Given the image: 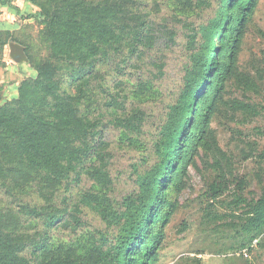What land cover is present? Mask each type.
Instances as JSON below:
<instances>
[{
  "label": "trees",
  "instance_id": "obj_1",
  "mask_svg": "<svg viewBox=\"0 0 264 264\" xmlns=\"http://www.w3.org/2000/svg\"><path fill=\"white\" fill-rule=\"evenodd\" d=\"M257 2H54L45 26L51 59L37 64L18 96L0 105V185L24 211V224L38 219L46 226L30 240L17 224L8 229L1 223L0 264H156L201 150L212 155L217 171L212 199L230 189L237 178L232 157L219 146L212 121L262 113L247 95L226 98L232 84L245 93L259 91L257 78L240 66ZM7 43L0 41V49ZM12 44L29 62L27 47ZM115 85L137 93L156 86L161 97L132 98L115 92ZM111 125L126 136L115 142L132 160L124 165L123 159L117 173L104 139ZM17 162L10 176L8 164ZM36 181L53 198L46 207L41 195L25 189L24 183ZM239 184L244 191L246 181ZM234 203L241 211L229 225L236 231L231 248L242 250L264 234V192L250 199L239 193ZM90 212L101 225L83 220ZM61 225L69 236L56 245L53 227ZM87 228L97 234H90L97 240L91 249L76 239Z\"/></svg>",
  "mask_w": 264,
  "mask_h": 264
},
{
  "label": "rangeland",
  "instance_id": "obj_2",
  "mask_svg": "<svg viewBox=\"0 0 264 264\" xmlns=\"http://www.w3.org/2000/svg\"><path fill=\"white\" fill-rule=\"evenodd\" d=\"M1 1L6 4L0 3V41H8V43L0 49V105L18 96L19 84L32 75L36 76L37 64L51 59L50 40L45 31L48 20L46 12L53 7L55 1L61 0ZM155 9L152 7L151 10L155 11ZM11 41H18L27 47L30 61L20 64L23 70L19 71L17 78L7 80L11 67L18 65L10 55ZM8 65L11 67L9 68ZM240 66L242 70L252 73L257 78L260 84L259 91L245 93L232 84L228 87L226 98L234 96L243 99L244 96L247 100V95V98L251 99L249 101L262 106L261 115L246 118L239 114L235 121L224 115H216L212 121L219 146L232 157L233 171L237 178L231 180L233 183L230 182V189L224 195L218 200L212 199L210 184L217 175V171L212 167L214 160L210 153L202 150L196 155L188 169L185 188L179 196L178 208L165 227V240L158 251L159 258L156 264H264V238L246 256L242 252L243 249L231 248L236 245L234 239L236 231L229 226L233 221V213L241 211V208L234 203L235 195L241 193L250 199L257 198L264 192V160L260 158L264 153V0H258L255 12L245 28ZM258 73H262L261 80L258 78ZM114 91L127 92L132 98L143 100L161 97V91L156 86L145 93H137L131 87L115 85ZM125 137L123 132L112 125L105 131L106 144L110 143L109 148L114 153L112 160L114 173L121 168L123 159L126 160L123 162L124 165L132 161L130 156L128 159L127 154L123 156L125 150L119 149L115 142L124 140L122 138ZM19 167L18 162L9 163L7 172L13 176L17 174L16 169ZM241 179L247 183L244 191L240 189ZM24 185L27 192L42 196L45 207L52 203L53 198H48L50 192L42 182L24 183ZM88 186L91 187L92 183H88ZM122 191L123 189L118 194ZM25 198L30 200L28 196ZM110 198L114 199L112 196ZM20 211L24 213L18 202L7 195L0 185V219H2L0 224L8 229L17 224V228L22 229L30 240L36 239L40 235L41 228L46 226L45 223L37 219L24 224L26 219L22 218ZM83 220L101 225L100 220L91 212L83 215ZM66 228L69 227L62 225L53 227L56 245L65 242L69 236L70 230ZM87 229L76 239L87 246V249H91L97 240L93 241L90 234L94 233L96 236L97 234L92 228Z\"/></svg>",
  "mask_w": 264,
  "mask_h": 264
},
{
  "label": "water",
  "instance_id": "obj_3",
  "mask_svg": "<svg viewBox=\"0 0 264 264\" xmlns=\"http://www.w3.org/2000/svg\"><path fill=\"white\" fill-rule=\"evenodd\" d=\"M10 55L17 63L26 62L28 60L23 48L17 44L11 45Z\"/></svg>",
  "mask_w": 264,
  "mask_h": 264
},
{
  "label": "crops",
  "instance_id": "obj_4",
  "mask_svg": "<svg viewBox=\"0 0 264 264\" xmlns=\"http://www.w3.org/2000/svg\"><path fill=\"white\" fill-rule=\"evenodd\" d=\"M10 52H11V47H10ZM8 64V63H7ZM21 63H18V65L16 64V66H10L8 65V67L10 68L11 67V72L7 74V80L10 79H14V78H17V76L19 75V71L23 70L22 68V65H20ZM8 69V68H6Z\"/></svg>",
  "mask_w": 264,
  "mask_h": 264
},
{
  "label": "built area",
  "instance_id": "obj_5",
  "mask_svg": "<svg viewBox=\"0 0 264 264\" xmlns=\"http://www.w3.org/2000/svg\"><path fill=\"white\" fill-rule=\"evenodd\" d=\"M263 238H264V234L261 235L260 237L256 238V239L252 242V244L250 245V247L245 248V249L242 250L243 254L246 255V256L249 255V252H251L252 248H253V247H256L257 245H259L260 242H261V240H262Z\"/></svg>",
  "mask_w": 264,
  "mask_h": 264
}]
</instances>
